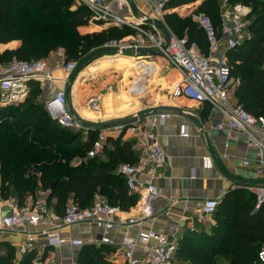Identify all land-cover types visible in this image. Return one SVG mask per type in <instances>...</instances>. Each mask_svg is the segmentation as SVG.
<instances>
[{"label": "trees", "instance_id": "obj_1", "mask_svg": "<svg viewBox=\"0 0 264 264\" xmlns=\"http://www.w3.org/2000/svg\"><path fill=\"white\" fill-rule=\"evenodd\" d=\"M194 0H169L168 7H179ZM242 2L249 10L248 35L244 43L229 50L234 80V96L250 114L264 116V0H230ZM221 0H204L198 14L209 15L218 34L222 25ZM89 11L77 0H0V42L20 40L15 50L0 53V62L9 63L14 58L25 60L47 58L60 47L67 51L68 59L78 60L79 72L86 61L97 53L111 52L102 45L110 39H121L133 31L130 27L110 26L98 32L81 33L79 28L88 25ZM171 29L180 37L197 41L202 50L209 49L205 32L191 16L182 18L177 13L167 16ZM134 32V31H133ZM113 50V49H112ZM87 55V57H86ZM74 72V73H75ZM133 75V74H128ZM125 79L123 93L139 99L152 91L145 88L146 79L136 76V81ZM43 84L31 82L27 98L16 105H0V181L2 197L8 198L16 191L19 204H24L30 194L42 189L48 191L47 203L59 215L66 211L68 201L83 208L90 207L97 195L112 205L128 210L138 196L128 191L125 179L116 169L123 162H135L130 141H114L105 149L107 158L87 159L75 164V158L84 159L99 131L89 130L87 142L78 141L81 131L61 126L53 120L40 96ZM39 173V180L33 171ZM53 184V185H52ZM230 192L215 213L217 227L214 234L178 249L181 264H264L258 261V250L264 246V203L255 214L252 196L249 203L238 194L234 205ZM0 264H34L30 252L21 260L16 248L3 243ZM106 250L97 245H84L77 264H115L106 259Z\"/></svg>", "mask_w": 264, "mask_h": 264}, {"label": "built area", "instance_id": "obj_2", "mask_svg": "<svg viewBox=\"0 0 264 264\" xmlns=\"http://www.w3.org/2000/svg\"><path fill=\"white\" fill-rule=\"evenodd\" d=\"M133 5L136 0H132ZM143 8L134 7L130 0H77V4L89 11V25L101 27H130L134 31L131 37L111 40L106 46L112 48L116 55L127 51L135 53V60L142 62L148 55H143L139 49L155 50L160 53L179 73V81L172 90V96H185L200 103H209L212 108L221 113L223 119L217 127L232 132H242L247 135L250 146L258 151L259 164L264 170V116L250 114L241 104L233 102L234 80L231 78L232 66L227 53L215 58L219 51L222 36L218 34L212 18L207 14H193L192 18L206 34L209 49L205 53L197 41L178 36L166 23L169 0H139ZM222 12L221 34L226 35L229 50L239 48L248 35L250 18L248 9L242 2L231 3L225 0ZM161 24L162 26H159ZM54 58L25 60L14 58L9 63H0V105L3 107L23 102L31 91V82L38 81L47 88H54L56 71L61 70L70 76L78 69V60L68 59L64 47L54 52ZM150 68V67H149ZM136 81V80H135ZM99 105V99L92 101ZM50 117L61 126L77 128L81 125L76 121L75 114L70 111L65 89H55L54 94L45 100ZM169 113L159 115L165 119ZM122 131L135 134L136 126H119ZM181 133L188 136L187 125H181ZM141 155L135 162H123L116 172L127 184L129 193L138 196L135 203L137 212L131 216L122 215V209L108 201L95 198L88 208L71 202L63 215H50V207L46 200H34L19 204L14 202L11 211L0 216V231L18 226H37L42 221L54 222L56 226L47 232V243L57 247L69 243L74 246L108 244L114 245V255L121 259L118 264H181L178 258V244L175 233L159 231L153 227L145 228V223L154 219L156 211L155 200L161 195L157 185L160 169L167 161L168 155L160 144L158 136L152 131L143 132ZM107 136L100 131L93 141L87 155L81 162L96 158L106 149ZM204 167H212L211 157L205 156ZM249 162L246 161L245 164ZM33 175L39 180L38 171ZM53 185V184H52ZM257 199V205L264 203V185H249ZM49 192V190L47 191ZM219 199L209 198L203 204V217L213 216L219 206ZM89 224L109 232L119 227L136 226L137 235L125 234L120 243H116L108 234L100 238H69L60 233L63 226ZM196 229L191 228L194 232ZM35 237L31 235L20 244L19 253L26 257L32 251ZM144 245V255L136 256V250ZM258 261L264 263V246L258 250ZM34 264H61L56 258L35 259Z\"/></svg>", "mask_w": 264, "mask_h": 264}, {"label": "crops", "instance_id": "obj_3", "mask_svg": "<svg viewBox=\"0 0 264 264\" xmlns=\"http://www.w3.org/2000/svg\"><path fill=\"white\" fill-rule=\"evenodd\" d=\"M202 1L204 0H194L173 9L178 15L192 17L193 14L198 13L197 9ZM134 3L136 9L143 8L141 1L136 0ZM224 4L225 0H221V5L224 6ZM221 11L223 12V7ZM108 27L110 26L101 27L88 24L81 26L79 30L85 34ZM221 36V44L215 58L229 52L227 37L223 34ZM20 45V40L0 42V53L5 50H15ZM54 52L49 55L52 60ZM132 59L123 55L102 57L88 65L91 69L87 75L81 72L88 66L79 71L77 76H74L76 72L68 76L58 70L55 73L57 80L54 90L47 94L51 96L55 89H65L72 112L88 123H106L105 120L111 122L139 115L140 119L130 125V127L136 126L139 129L135 134L122 131L119 127L104 130L107 136L106 149L113 148V142L118 139L122 142L130 141L133 144L135 160L141 155V141L145 139L143 132L152 131L158 136L160 144L167 152L168 161L160 169V177L157 179L161 195L154 202L156 216L148 220L144 227L175 233L174 239L179 249L184 245H189L188 243H195L214 234L218 223L215 214L208 219L203 217V204L209 198L219 199L220 205L232 192L234 205H237V197L241 193L246 198L242 204L245 205L249 203L248 196L253 195L254 207L251 212L255 214L263 204L257 205V199L248 186L264 185V170L259 164L258 151L250 146L247 135L218 128L216 125L223 117L209 103H200L185 96H172L173 87L180 77L177 70L162 56L148 55L142 62H135ZM121 65L124 69H121ZM130 73L133 75L128 77L129 81H135L136 76L148 77L145 88L152 92L140 96V98L147 96V100L128 98L123 90L121 93L114 91L117 90L116 87L123 85V80ZM69 87L70 90H68ZM232 97L233 102H237L234 92ZM94 99L100 100L99 105H93ZM162 113H169V116L160 119L159 115ZM106 116H108L107 119ZM98 117L99 119H96ZM183 124L187 125L188 136L181 133L180 128ZM79 130L81 133L78 141H89L90 131L85 128ZM208 155L212 159L211 168L204 167L203 159ZM98 157L105 160L106 150ZM246 161L249 163L245 164ZM80 162L81 158L74 159L75 164ZM47 197L48 192L40 189L30 194L26 202L37 199L47 201ZM97 197L107 201L103 196L97 195ZM14 202H18L16 191L11 190L8 198L2 197L0 181V216L8 214ZM71 202L72 199L68 201V204ZM136 212L134 204L130 209L123 210L122 215L131 216ZM54 214L57 213L50 206V215ZM55 226L54 222L42 221L37 226H18L4 232L0 231V252H5L6 248L3 243H8L16 248L17 258L21 260L23 257L19 253L20 244L31 235L35 237L31 251L35 255L33 261L56 258L61 264H77L82 247L69 243L57 247L48 245L46 233ZM192 227L196 229L194 232L191 231ZM138 231L136 226H130L106 232L104 229L89 224L63 226L60 229V233L66 237L84 240L90 237L97 239L108 234L116 243H120L125 234L129 233L134 236ZM95 245H101L106 250L105 255L108 261L118 264L121 260L114 255L113 251L116 246ZM144 250V245H140L136 250V256H143Z\"/></svg>", "mask_w": 264, "mask_h": 264}, {"label": "rangeland", "instance_id": "obj_4", "mask_svg": "<svg viewBox=\"0 0 264 264\" xmlns=\"http://www.w3.org/2000/svg\"><path fill=\"white\" fill-rule=\"evenodd\" d=\"M175 10L172 8V7H168V9H167V15H166V23H167V25L171 28V26H170V24H169V22H168V19H167V16L169 15V14H172V13H175L174 12ZM180 17H182V18H186V17H189V16H182V15H180ZM98 32V31H97ZM134 35V32L132 31V33L130 34V35H127V36H125V37H131V36H133ZM125 37H123V38H125ZM114 39H116V38H113V39H110V40H108L107 42H105L103 45H102V47L104 48V49H106V50H111V52H104L102 55L101 54H99V53H97L96 51V49H93L92 50V52H94L95 54L94 55H92L90 58H89V60L88 61H86V63H85V66L82 68V70L84 69V68H86L88 65H90V64H92L93 62H96V61H98L100 58H102V57H105V56H111V55H116V53H115V51L114 50H112V48H109V46H106V43H109L111 40H114ZM120 55H123V56H127V57H130V58H133L132 60L133 61H135V62H137L138 60H135L134 59V57H135V53L133 52V51H127V52H124L123 54H120ZM86 57H87V55H86ZM44 59H50V57H47V58H45V57H43ZM52 59H50V61H51ZM146 60V59H145ZM124 72V71H123ZM77 74H79V73H75L74 74V76H77ZM124 74V73H123ZM130 76V75H129ZM128 76V77H129ZM122 77V76H121ZM127 79V78H126ZM123 85L125 86V89H127L128 87H127V85H126V82L127 81H125V80H123ZM123 85H121V86H123ZM43 88H44V90H43V92H42V94H41V96H40V98H41V100L42 101H45L48 97H49V94H47V92H52L53 90H54V88H47L46 87V85H44L43 86ZM118 90V89H117ZM147 100L148 99V97L147 96H145V97H143V98H140V100ZM141 100V101H142ZM100 101V100H99ZM108 118V116H106V119ZM96 119H99V117L98 118H96ZM104 121V120H103ZM104 122H107V120H105ZM109 122V121H108ZM71 129H73L74 131H76V130H78V129H84L82 126L81 127H77V128H71Z\"/></svg>", "mask_w": 264, "mask_h": 264}, {"label": "water", "instance_id": "obj_5", "mask_svg": "<svg viewBox=\"0 0 264 264\" xmlns=\"http://www.w3.org/2000/svg\"><path fill=\"white\" fill-rule=\"evenodd\" d=\"M130 1L133 5V1L132 0ZM133 7H134V11L137 12L136 6L133 5ZM159 26H162V25L159 24ZM139 52L143 55H160V53L155 50L139 49ZM68 90H70V87ZM69 109L72 112L70 106H69ZM75 119L83 128L100 132V131H104V130H107L113 127H119V126L129 127L132 123L137 122L140 119V116L133 115L130 117H126L123 119H118L116 121H111V122H106V123H88L87 121H85L84 119L80 117H77L76 115H75Z\"/></svg>", "mask_w": 264, "mask_h": 264}, {"label": "bare ground", "instance_id": "obj_6", "mask_svg": "<svg viewBox=\"0 0 264 264\" xmlns=\"http://www.w3.org/2000/svg\"><path fill=\"white\" fill-rule=\"evenodd\" d=\"M90 66H88L83 72H81L83 75H87L88 73H89V71H90ZM121 69H124V66H122L121 65ZM118 90H114L115 92H119V93H121L122 92V86L121 85H119L118 87H116ZM110 91H112V90H110Z\"/></svg>", "mask_w": 264, "mask_h": 264}]
</instances>
